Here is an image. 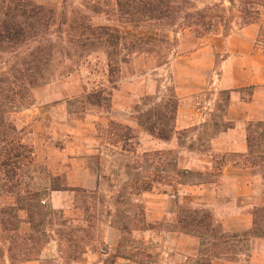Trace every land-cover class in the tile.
<instances>
[{
  "label": "rangeland",
  "instance_id": "obj_1",
  "mask_svg": "<svg viewBox=\"0 0 264 264\" xmlns=\"http://www.w3.org/2000/svg\"><path fill=\"white\" fill-rule=\"evenodd\" d=\"M37 1L41 5L53 8L55 13V20L53 21L55 25L41 33V37L45 39L44 46H53V58L46 73L48 81L35 87L31 91L29 100L25 102L26 104L23 107L19 106L10 116V120L21 131V137L27 145L33 148L34 153L35 144H33V140L37 137L39 147L42 144H47L44 143L42 138H49L50 140L55 136L65 137V140L58 138V140L50 142L55 146H63L67 139L65 133L75 130L74 126L79 125H86L87 128L82 130L92 136V125L96 124L97 133L105 141L101 143L109 144L107 137L112 132L109 126L110 121L113 120L111 114L123 116L126 119L125 111L129 109L137 117L138 114L155 107L168 95L169 88H175V84L181 81L185 82V87L181 92L187 95L194 91L193 94H190V97L194 98L193 100H195V84L204 86L207 89L212 86L213 88L206 92L207 96H204V98H212V94L216 93V89L222 80L227 86H235L240 82H244L245 78L239 77L237 74L238 68L245 63L255 65L256 60L259 61L264 55L261 50H256L253 47L254 42L251 43L250 48H247L241 42L233 40L236 35L241 33L243 27L238 18L240 15L238 3L233 7L229 0H186V9L178 14L179 18L175 21V24L170 26L155 22L144 25L127 23L118 11L117 0ZM218 3H221L227 9V12L224 22L219 25L215 32L205 36L197 35L195 32V15L190 18V21L194 23L193 26L188 27V21L184 19L186 14H195L197 10H203ZM74 19L79 20L78 23L80 24L89 23L94 27L109 26L120 29L121 46L117 51L121 57L128 56L129 60L127 63L120 64V71L112 77L118 80L117 83L110 82L111 75L106 48L99 45L90 54L69 44L70 35L73 34L70 32L69 24ZM227 19L231 22V29L225 35L224 25ZM247 44L249 43L247 42ZM37 46V44H29L21 51H25L27 47L30 50H35ZM205 47H208L210 57L213 60V69L209 71L200 68L201 65L203 68L207 66V57H201L198 61L188 58L194 52ZM244 56L248 58H246V62L242 63L240 58H244ZM7 58L5 57V59ZM5 59L0 58V67L3 66L1 63ZM226 65L229 70L227 79H224ZM262 90L264 91V89ZM100 91L109 96V109L92 106L85 100L87 95ZM113 108L116 109L115 112H113ZM26 110H30V112ZM25 112L28 117H24V121L25 123L30 122L20 128L17 118L20 117L19 114ZM31 116H33V119H31ZM196 129L198 128H191L188 133H184L180 137L183 139L186 148L195 150V147H199L205 150L208 146L209 135L211 136L213 130L208 127L201 130ZM195 130L203 134L199 143L191 142ZM137 132V138L129 142L128 148H135L141 157V149L145 146L142 134L148 133L143 131L139 124ZM33 133H35L34 137L32 136ZM187 136L190 139H186ZM116 138L112 137L114 140ZM123 145V143H120L117 147L121 149ZM124 155L126 156H114L113 159L121 165H134V163L136 165L137 158L134 155L127 156L126 153ZM175 156L176 154H169L163 163H158V160H148L146 163L145 161L137 162L142 163L143 168L131 173V176L126 175V170L108 167V164L106 165L100 157L91 158L93 167L103 176V185L102 192L94 196L82 190L78 191L79 199L87 209H90L84 219V222L87 220L86 225L84 223L82 226L84 228L90 227L87 229L88 236L84 242L76 247L79 260L75 261L70 258V249L65 243L60 245L58 252L55 245L46 247V243L50 242L51 237L55 236L58 239L55 234V230L58 229L56 224L64 218L59 211L53 210L47 203L43 212L44 215L36 217L37 223L40 224L36 229L39 238L34 245L31 256L33 258L39 257L40 264H186L179 257L162 255L161 249L163 247L155 241L158 237H163L160 236L161 231H167L174 227V220L157 224L148 223L147 221L144 223L142 221L144 218L139 214V208L143 207L142 204L136 202L135 197L129 196V191H122L124 186L131 181V178L138 179L140 177V179H144L148 176L154 178L153 176L157 174L156 169L161 164L166 166L169 163L168 161H172ZM184 157L186 161H192V156L185 155ZM234 159H237V157H228V160ZM38 163L43 167L41 170L45 178L47 172H49L50 175L59 177L57 184L63 187L64 181L61 176L53 175V172L49 170L45 163ZM119 178L120 183L123 179H126V181L121 185L117 184L116 180ZM186 179L195 181V175L188 176ZM113 180L115 182H112ZM115 185H120L118 189L123 192L124 198L117 209L121 211L120 214L128 215L131 220L129 232L124 235L122 248H119L120 250L116 252L106 248L107 244L102 240L105 223H101L105 219L103 218L105 217L104 203L106 204L109 200L107 197L112 190L115 191L113 189ZM118 195L115 196V202ZM15 203L14 197H0V209H7ZM92 208L94 209L92 210ZM181 209L193 208L183 206ZM6 219L4 218V220ZM1 221L2 217L0 216ZM148 225L153 227L152 237L155 239L153 240L150 236V242L144 240L148 235L141 232L142 229L149 228ZM9 235L12 234H9L0 226V264H5L4 257L7 250L10 257L11 243L8 238ZM17 243L23 248H32L29 243H24L21 240H17ZM84 249H86V253L80 256ZM14 255L18 258V261L21 259L22 255L19 250H14ZM117 255H120V257H117ZM125 257L131 258V262H126L123 259Z\"/></svg>",
  "mask_w": 264,
  "mask_h": 264
},
{
  "label": "trees",
  "instance_id": "obj_2",
  "mask_svg": "<svg viewBox=\"0 0 264 264\" xmlns=\"http://www.w3.org/2000/svg\"><path fill=\"white\" fill-rule=\"evenodd\" d=\"M234 7L236 3L239 6V20L241 26L247 27L253 24H259L260 30L255 41V49L261 50L264 54V0H229ZM186 0H117L118 11L126 22L144 25L148 23H158L160 25L170 26L175 24L179 18L178 14L186 9ZM227 9L221 3L214 4L212 7H206L203 10L195 11V14H186L184 19L188 21V27L194 23L190 21L195 15V32L199 36L215 32L219 25L224 22ZM54 9L41 5L37 0H0V58L5 59L3 66L0 67V197L9 196L15 198V205L7 209H0L2 221L0 226L3 230L9 232L10 260L16 264L25 259H31L34 245L38 241L39 223L37 216L44 215L46 209V200L53 191H62L65 188L57 184L59 177H54L47 172L45 178L41 168H43L34 156L33 148L27 145L21 137V131L18 130L10 116L19 106L23 107L29 100L31 91L48 81L46 73L53 58V46H44L45 39L41 33L54 26ZM220 14V15H219ZM228 18V17H227ZM82 20V19H80ZM74 19L69 24L70 35L69 44L87 51L90 54L100 45L106 48L108 67L111 75V83H117L113 79L119 70V65L127 63L129 57H121L117 51L121 46V32L118 27L98 26L94 27L89 23H78ZM225 35L231 29V22L227 19L225 25ZM46 42V41H45ZM29 44H37L35 50L21 51ZM256 87H244L236 89L235 92L241 94L243 100H251ZM232 91H221L219 99L221 100L222 121L217 123L216 129L227 130L233 128L234 124L226 122L224 116L230 103ZM88 104L96 107L109 106V96L104 95L103 91L89 94L85 98ZM180 98L174 87H170L168 95L164 97L155 107L137 115L139 127L149 135L162 141H171L176 134L188 133L189 130L177 133L176 120L179 108ZM109 126L112 132L107 140L113 147L123 143L121 156L125 153L134 155L137 159L136 165L126 164L124 168L127 175L137 172L143 168L142 163L146 161L158 160L163 163L166 156L175 154L173 151L165 153H145L141 157L135 148H128L131 140L138 136L137 129L130 126L110 121ZM220 126V127H219ZM247 141L249 153L244 156V165L252 167H261L264 172V122H250L247 126ZM112 137H117L116 140ZM147 159V160H146ZM153 159V160H152ZM166 166L162 164L156 169L157 174L152 178L150 176L140 179L135 177L126 184L122 191H129L128 195L138 197L143 192L151 191L154 184L165 183L172 184L175 173L178 176L179 184L190 182L186 178L196 175L192 171L178 170L177 155ZM138 164V165H137ZM168 167V168H167ZM165 173H164V172ZM154 174V173H150ZM139 176V175H137ZM203 177L205 182H218L215 175ZM119 191L116 199V206L122 203L123 192ZM137 202V200L135 199ZM143 206V205H142ZM24 210L29 214L31 221V231L28 233L21 231V218L19 211ZM89 208L86 209L89 212ZM117 209L113 216V223L122 232L120 248L124 241V235L129 232L130 218L128 215L120 214ZM139 214L142 221L146 222L144 207L139 208ZM111 215V214H110ZM255 223L253 229L243 233L229 234L223 231L220 225H214L213 217L210 211L204 209H181L174 221V227L167 231H180L192 234L201 239V245L205 247L206 252L195 260L187 259L186 264H212L215 257L226 255L235 259L239 255L248 256L250 251V241L255 237L264 238V208H256L254 211ZM4 218H7L4 220ZM87 222V220L85 221ZM83 222L71 221L62 218L56 224L55 234L58 237L59 244H67L70 249V258L78 261L76 247L84 242L88 236L87 229L82 227ZM86 225V223H85ZM149 229H153L150 225ZM143 230H148L144 228ZM17 240L29 243L32 248L26 249L18 245ZM25 247V245H24ZM14 250H19L21 259L14 255ZM120 250V249H119ZM86 253L82 251L80 256ZM120 257V255H117ZM36 258V257H35ZM81 258V257H80ZM125 259H130L125 257Z\"/></svg>",
  "mask_w": 264,
  "mask_h": 264
},
{
  "label": "crops",
  "instance_id": "obj_3",
  "mask_svg": "<svg viewBox=\"0 0 264 264\" xmlns=\"http://www.w3.org/2000/svg\"><path fill=\"white\" fill-rule=\"evenodd\" d=\"M259 30V24L244 27L233 40L241 42L247 48H250L251 43L254 42L253 47L255 48ZM201 57H207V66L203 68L201 65V70H212L213 60L210 57L208 47L194 52L188 58L198 61ZM246 58L248 57L244 56V58H240V61L246 62ZM256 62L255 65L245 63L238 68L237 74L239 77L245 78L244 82L235 86H227L222 80L216 89V93L212 94V98H204L206 92L213 88L212 86L207 89L195 84V100H193L194 98L190 97V94H193L194 91L187 95L181 92L185 87V82L181 81L175 84L176 93L180 98L176 120L177 133L191 128L201 130L205 127L212 129L213 132L211 136L209 135L208 146L205 150L199 147H195V150L186 148L183 139L179 140L178 134L171 141H162L149 134H142V140L145 144L141 149L142 154L173 151L177 155L178 170L192 171L196 174L195 181L179 184L178 176L172 173L174 176L172 184L157 182L151 191L143 192L137 198L135 197L137 202L143 205L148 223L175 221L180 208L187 206L195 210L210 211L214 225H220L226 233H243L253 229L255 209L264 208V172L261 167L244 165V156L249 153L248 124L250 122H264V91L262 90L264 89V55ZM228 70L229 67L226 65L224 79H227ZM251 86L256 87L251 100H243L241 94L235 92L236 89ZM221 91H232L224 120L233 123L234 126L227 130L214 131L215 125L223 120L220 116L221 100L219 93ZM26 111L30 112V110ZM115 111L116 109L113 108V112ZM125 113L126 119L123 116L111 114L112 119L137 129L138 122L134 113L130 112L129 109ZM19 116L17 121L20 128L30 122L25 123L24 121V117H28L26 112L19 114ZM92 126V136L82 130L87 128L86 125L74 126L75 130L73 131L75 132L65 133L67 139L63 146L50 144L51 141L58 140V138L65 140V137L62 136H55L50 140L49 138H42L47 144H42L40 147L38 137L33 140V144H35L34 155L37 161L45 163L53 175L61 176L64 181L63 187L65 189L51 192L46 202L53 210L59 211L66 220L83 222L87 215V208L78 197L79 190L92 194V196L102 192L103 176L95 170L91 158L100 157L106 165L108 164V167L125 171L124 165L113 159L114 156H121V149L107 143H101L105 142L104 138L97 133L96 124ZM196 130L195 135L191 137V142L199 143L203 134ZM32 136L34 137L35 133ZM186 139H190V137L187 136ZM185 155L192 156V161H186ZM230 156H236L237 159L228 160ZM198 174H202L204 177H210L214 174L215 180L218 182L202 181L203 177L198 176ZM116 181L117 184L121 185L126 179H123L121 183L120 178ZM120 185L114 186L115 191L112 190L107 197L109 200L106 204L104 203V206L102 204L105 210V217H103L105 222H101L105 223L102 240L107 244V249L115 252L119 250L122 238V232L113 223V216L117 211L115 196L119 194ZM19 216L22 220L21 231L30 232L31 221L28 212L20 210ZM152 231L153 229L149 228L141 231L148 235L144 239L145 241L150 242ZM160 236L163 237H158L157 240L152 237V239L159 242L163 247H161L162 255L179 257L180 260L186 261L194 258L196 260L203 252H206L205 247L201 245V239L195 235L180 231H161ZM51 245H55L58 252L60 244L55 236L46 243V247ZM123 259L128 263L131 262L130 259ZM4 261L5 264H12L8 250ZM16 264H40V259L39 257L25 259ZM212 264H264V238L255 237L250 241L248 256L239 255L235 259H231L223 255L213 258Z\"/></svg>",
  "mask_w": 264,
  "mask_h": 264
}]
</instances>
